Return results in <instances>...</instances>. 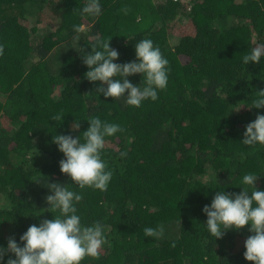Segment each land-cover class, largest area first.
Masks as SVG:
<instances>
[{"label": "trees", "instance_id": "trees-1", "mask_svg": "<svg viewBox=\"0 0 264 264\" xmlns=\"http://www.w3.org/2000/svg\"><path fill=\"white\" fill-rule=\"evenodd\" d=\"M189 2L191 9L101 0L102 14L90 17L81 15L86 0H0V245L6 248L9 237L19 243L29 226L54 218L45 181L74 182L60 171L64 156L52 136L81 135L89 116H99L122 129L106 138L102 155L111 182L105 191L74 190L83 194L82 222L101 221L109 243L81 264H251L244 258L248 226L214 240L203 208L221 188L239 193L248 172L261 175L255 186L264 190V146L241 143L246 125L264 114L248 107L264 90V58L242 62L264 44V0ZM48 13L53 22L41 28ZM184 19L190 30L172 35ZM144 38L169 60L158 99L136 108L98 93L100 82L85 78L79 48L90 53L110 40L116 62L125 63L135 60V42ZM128 79L142 82L141 74ZM76 118L81 127L73 131ZM161 225L162 238L144 234L146 226Z\"/></svg>", "mask_w": 264, "mask_h": 264}, {"label": "clouds", "instance_id": "clouds-1", "mask_svg": "<svg viewBox=\"0 0 264 264\" xmlns=\"http://www.w3.org/2000/svg\"><path fill=\"white\" fill-rule=\"evenodd\" d=\"M102 10L101 0H86L81 15L97 17ZM121 11L127 13L128 9L125 6ZM73 28L80 31L79 25ZM109 42L98 41L91 46L90 53L78 47L88 68L85 78L90 82L99 81L97 92L105 98L122 99L127 106L139 108L145 101H156L159 91L168 86L170 72L169 60L161 48L151 38L140 39L135 42V60L117 63L119 52L110 48ZM4 53L5 45L0 43V56ZM262 58L264 44L252 49L242 62L245 65L261 63ZM136 74L142 76L139 85L128 79ZM248 107L264 108V90L253 93ZM87 121L89 127L81 135L56 133L55 137L52 136L53 143L64 156L59 162L60 171L74 182L45 181L50 193L46 196V203L54 218L29 226L20 236L19 243L15 237H9L6 248L0 245V264H81L86 257H98L100 250L109 243L106 225L101 221L82 222L77 205L83 194L74 188L107 190L113 172L102 158L106 138L116 136L122 129L118 123L102 120L99 116H89ZM80 127V119L76 118L71 128L76 131ZM241 143L253 148L264 146V114H258L246 125ZM120 155L123 157L126 152ZM259 176L253 172L245 173L240 180L239 193H228L221 188L211 204L203 208L207 216L205 228L214 240L221 239L229 230L248 226L251 235L244 243V258L251 264H264V190L255 186ZM143 231L146 236L156 239L165 233L162 225L146 226Z\"/></svg>", "mask_w": 264, "mask_h": 264}, {"label": "rangeland", "instance_id": "rangeland-1", "mask_svg": "<svg viewBox=\"0 0 264 264\" xmlns=\"http://www.w3.org/2000/svg\"><path fill=\"white\" fill-rule=\"evenodd\" d=\"M48 12H49V10H48ZM45 16H46L47 21L44 20V23H42L40 25L41 28H44L46 26L50 27V24L53 22L52 17L54 18L55 14L53 13L50 15V13H48ZM188 22L189 21H187V20L185 21V19L177 22L175 25V28L172 29L171 34L177 37V36H182L183 33L184 34L187 33V31L190 30ZM52 27H55V22L52 25Z\"/></svg>", "mask_w": 264, "mask_h": 264}, {"label": "built area", "instance_id": "built-area-1", "mask_svg": "<svg viewBox=\"0 0 264 264\" xmlns=\"http://www.w3.org/2000/svg\"><path fill=\"white\" fill-rule=\"evenodd\" d=\"M154 2H161V1H171L173 3H182V4H186V6L188 7V9H191V4H190V0H152Z\"/></svg>", "mask_w": 264, "mask_h": 264}]
</instances>
